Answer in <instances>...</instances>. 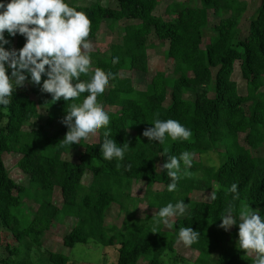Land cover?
I'll use <instances>...</instances> for the list:
<instances>
[{
    "label": "trees",
    "instance_id": "obj_1",
    "mask_svg": "<svg viewBox=\"0 0 264 264\" xmlns=\"http://www.w3.org/2000/svg\"><path fill=\"white\" fill-rule=\"evenodd\" d=\"M117 1V7H106L99 0L90 4L67 0L90 19L88 39L96 36L103 21H109L110 26L122 23L124 34L111 44L109 56L91 54V71L81 79H90L97 67L115 74L112 85L98 97V103L106 99L108 105L116 108L107 112L108 127L118 144L127 142L130 148L117 167L116 161L102 158L104 129L98 132L96 142L83 140L82 145L72 148L63 145L60 141L67 126L62 123L50 134L45 125L62 121L70 105L82 103L87 93L75 101L54 102L50 94L41 92L30 81L17 88L7 110L0 107V227L13 239V244L5 245L7 255L0 258V264H21L8 260L18 258L23 249L40 246L54 222L67 218L73 220V225L62 239L65 247L89 241L104 248L117 246L116 264H166L163 257L176 253L182 227H191L201 234L200 240L191 246L197 251L194 264H253L254 256L239 250L237 243L224 248L229 233L219 224L229 203L234 204L237 216L241 203L264 215V155L253 153L264 149V0H260L242 38H237L236 32L247 10L244 0H198V6L171 2L170 19L154 15L159 0ZM209 10L220 19L213 26L215 36L204 44ZM152 34L167 41L165 56L174 62L175 78L170 83L166 74L158 70L144 89H137L133 78L122 77L120 72H148L147 51L152 46L148 38ZM5 37L10 40L6 48L20 49L25 43L20 35L9 37L5 33ZM113 57H119V63L113 64ZM237 61L246 82L244 95L232 80ZM187 94L192 97H185ZM39 104L49 109L47 119L24 130V125L37 115ZM157 119L178 121L191 130V138L173 141L168 137L163 144L149 142L142 133L153 127ZM240 134H244L243 144ZM215 146L224 149L217 165L193 161L189 169L192 175L181 177L176 192L167 191L171 181L162 169L167 160L165 152L177 157L184 151L205 155ZM80 148L83 150L77 161L64 158ZM4 153L19 154L17 166L29 175L28 187L9 176ZM87 172L90 179L85 184L83 177ZM134 181H144L149 187L163 184L162 190L149 197L152 214L138 217L127 210L125 199ZM233 183L238 185L237 201H232L228 191ZM56 188L62 198L60 206L53 201ZM196 191H216L217 199L194 200L191 195ZM25 199L37 206L31 216L25 213ZM179 200H184L188 209L183 216L173 218V228L165 230L162 224L156 225L154 219L159 209ZM113 204L127 212L121 227L106 223ZM233 227L231 234L238 239V226ZM48 258L52 264L70 261L61 252H49Z\"/></svg>",
    "mask_w": 264,
    "mask_h": 264
},
{
    "label": "clouds",
    "instance_id": "obj_2",
    "mask_svg": "<svg viewBox=\"0 0 264 264\" xmlns=\"http://www.w3.org/2000/svg\"><path fill=\"white\" fill-rule=\"evenodd\" d=\"M90 31L91 21L87 14L70 6L67 0H0V107L7 110L13 93L26 81L38 85L40 91L50 94L54 102L61 99L75 101L87 93L82 103H72L66 111L61 122L68 131L60 142L72 148L104 129L100 148L102 158L116 161L119 167L130 147L127 142L118 144L112 138L108 127L110 116L98 103V97L104 95L115 74L105 73L97 67L90 79H81L91 71ZM5 33L9 37L22 36L25 39L23 47L6 48L10 40L6 39ZM112 63H119V57H113ZM42 77L46 79L42 81ZM142 135L149 142L163 144L168 137L173 141H187L192 132L176 120L157 119ZM165 155L167 160L162 169L166 170L171 181L167 191L176 192L181 177L192 175L189 171L193 165L192 154L184 151L179 157L166 152ZM128 168L131 169V165ZM228 191L232 194V201L240 199L237 184L233 183ZM208 198L215 201L217 192H211ZM187 209L184 200L168 203L159 209L154 223L172 229L173 218L183 216ZM220 220L219 227L225 232L238 226V249L253 255V264H264V215L245 205L237 216L234 204L229 203ZM200 235L191 227H182L177 240L183 246L191 247L200 240Z\"/></svg>",
    "mask_w": 264,
    "mask_h": 264
},
{
    "label": "rangeland",
    "instance_id": "obj_3",
    "mask_svg": "<svg viewBox=\"0 0 264 264\" xmlns=\"http://www.w3.org/2000/svg\"><path fill=\"white\" fill-rule=\"evenodd\" d=\"M73 3L78 4H90L96 0H70ZM247 5V10L241 17L238 29L236 32L237 38H242L248 31L249 23L252 16L255 13L256 8L258 7L260 0H244ZM99 2L106 7H117V0H99ZM171 2H182L191 6H198V0H159V4L154 10V15L162 17L164 19H170L171 15L168 12V6ZM209 25L203 30V42L204 44L209 43L215 36L213 31L214 24L218 23L219 17L213 15L212 11L208 12ZM134 22V21H131ZM124 34V29L122 23H116L113 26L109 25V21H103L99 31L96 36L92 39H88L92 44L91 54H96L98 56H109L110 46L113 42L120 40L121 36ZM214 34V35H213ZM213 35V36H212ZM148 43L152 46L148 49V72L139 73L135 71H126L122 70L120 75L122 77L131 76L134 80V84L137 89H144L147 83L151 80L154 73L158 70L163 71L166 74L169 82L175 78L173 72L174 62L165 56V51L168 48V43L165 40L158 39L154 34L150 35L148 38ZM92 61L93 58L91 57ZM232 80L237 84V88L240 94H246V82L242 78L239 62H235L234 71L232 74ZM112 84L110 83V86ZM109 86V87H110ZM107 90V89H106ZM212 95V93H210ZM185 97H192L191 94L185 95ZM168 100L166 101V104ZM106 112L116 110L115 107L107 104L105 99L100 103ZM247 108V107H246ZM49 109L42 105H38V112L34 119L26 123L23 127L24 130H30L33 127H36L38 124H43L47 119ZM62 122L60 120H55L52 124L45 125V130L52 134L57 128L61 126ZM244 134L239 135V140L243 144ZM98 140V133L95 136H91L84 142L93 143ZM83 149L80 148L78 151H71L64 155V158L71 161H77L78 155ZM223 147L215 146L214 150L205 154V155H192L193 161H201L204 164L217 165L220 159V153L223 151ZM254 154H263L264 149L259 151H253ZM19 154L17 153H4L3 161L4 165L9 173V176L19 185L28 187L29 185V175L23 173L17 166V161L19 159ZM90 179V174L87 172L83 177V182L88 183ZM164 188L163 184L156 183L152 186H147L144 181H134L132 183L131 189L129 191V197L125 199V204L127 205L128 211H134L136 216L144 217L147 214H152L153 210L148 207L149 197ZM211 191H196L191 195L192 199L197 201H208V195ZM53 201L56 205L60 206L62 203V198L59 189H55L53 193ZM245 206L244 203H241V208ZM25 213L31 216L35 209L37 208L36 204L30 199L24 200ZM127 217V212L121 210L118 204H113L107 212L106 223L111 225H116L121 227L124 220ZM73 220L61 219L57 222H54L52 227L45 232L42 238V244L40 246H33L28 250H24L22 255L14 259L10 257L8 261H18L21 264H52L49 261L48 253L49 252H61L67 255L70 259L68 264H116L117 261V246H112L104 248L100 244L94 242L87 243H78L72 248L65 247L63 245L62 239L65 234L69 232L72 228ZM162 227L165 230H170L162 224ZM234 230V227L228 231L226 237V245L224 248L230 247L234 242H237V239L231 234ZM7 243L13 244V239L9 233L4 231L0 227V258H5L7 252L5 250V245ZM176 253L174 255H164L163 261L166 264H194L197 257V251L191 247H185L182 243L176 244L175 247ZM217 257V254L214 255Z\"/></svg>",
    "mask_w": 264,
    "mask_h": 264
}]
</instances>
